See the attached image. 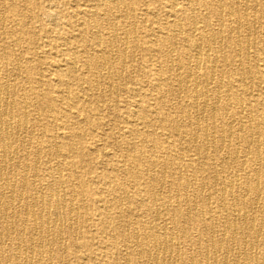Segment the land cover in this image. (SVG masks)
<instances>
[{"label": "bare ground", "instance_id": "bare-ground-1", "mask_svg": "<svg viewBox=\"0 0 264 264\" xmlns=\"http://www.w3.org/2000/svg\"><path fill=\"white\" fill-rule=\"evenodd\" d=\"M66 1L22 0L19 5L0 0V264H53V259L77 264L80 256L94 260L93 237L77 241L71 235L92 225L104 237L105 256L114 262L120 257L116 244L125 243L126 257L135 264H264V220L257 218L264 213V93L243 96L251 92L247 79L264 89V31L256 43L263 68L247 56L256 33L249 15L255 9L264 18V0H164L139 10L137 0H77L70 18L79 34L52 39L42 16L58 19L54 5ZM137 13L141 22L131 19ZM119 17L131 19L128 27ZM140 26L153 37L149 43L138 37ZM44 38L59 44L61 57L43 73L36 65L46 57L37 55ZM22 49L32 54L29 61ZM138 49L161 59L150 85L156 92L153 110L125 96L138 92L142 102L147 96L139 87L125 86L132 77L127 64ZM78 62L89 75L75 72ZM52 79L57 88L65 86L64 102L50 96ZM82 80L87 84L79 91L82 97L66 90ZM105 97L113 101L106 105L117 127L110 135L113 148L102 150L95 170L85 144L86 122H99L95 115L102 113ZM120 100L126 102V113L116 105ZM131 105L135 117L129 116ZM79 113L85 120L81 125L73 120ZM238 115L244 120L235 124ZM54 125L69 130L57 132ZM181 141L202 159L224 152L222 159L237 162L234 169L250 173L242 180L228 176L219 189L206 193V186L216 187L217 174L203 160L181 164L176 152ZM210 148L215 154L208 155ZM245 153L249 161H240ZM56 156L61 160L54 166L49 158ZM255 161L258 168L251 166ZM81 163L94 179L76 174ZM63 167L69 169L66 175ZM182 167L204 174L203 179L191 183ZM164 186L176 198L195 202V210L182 208L161 191ZM212 198L217 212L209 208ZM136 209L142 213L135 215ZM166 214L177 235L159 223ZM67 248L73 260L65 258ZM107 258L93 263L109 264Z\"/></svg>", "mask_w": 264, "mask_h": 264}, {"label": "rangeland", "instance_id": "rangeland-1", "mask_svg": "<svg viewBox=\"0 0 264 264\" xmlns=\"http://www.w3.org/2000/svg\"><path fill=\"white\" fill-rule=\"evenodd\" d=\"M178 1H179V3L184 2V0H178ZM16 2H17V4L22 5V0H16ZM37 2H38V0H37ZM163 2H164V0H160V2H157L155 0H141V1L137 0V1H134V5H135V8H137V10H139L142 8H146L145 3H150V4L152 3L153 5L154 4L158 5L157 3H161V5H163ZM78 3H79V1H77V0H75V1L70 0L68 2L66 1V2L55 3L54 8L58 13V14H56L58 16V19H56V17H53L52 19L47 20V17L42 16L43 17L42 19L44 20L46 27H49L52 30V32L50 33L52 35L51 36L52 39H56L57 36H59V37L60 36L61 37L62 36L63 37H73V36H77L79 34L78 26L75 25L74 22H71L72 19L70 18L72 16L73 10L76 9V4L78 5ZM45 6H46V4H45ZM202 13H203V11H202ZM140 16H141L140 13H137L136 18L135 19L131 18V19L133 21L141 22ZM249 16L251 19H253L255 21L256 33H254L250 37L253 43H252L251 47L248 49L247 56L251 60V62H253L260 69H262L263 68V66H262L263 61H262V58L258 57V53H260V51L258 50V47H256L257 46L256 43L259 42L258 35L260 34V32L263 34V31H264V18L261 17L258 12H255V9L254 10L252 9V13H250ZM131 19H127V20L124 19L123 20L122 17H119V18H117V21L120 22L121 25L128 27V22H131L130 21ZM78 20H80V19H78ZM9 21H11V20H9ZM55 21H56V23H55ZM70 23H71V27L69 26ZM151 27H154L153 31H157L156 30L157 29L156 24H153ZM145 29H146L145 26L138 27L137 34H138L139 38H142L143 40L145 39L144 41H146V43L147 42L149 43V41L153 37L150 35H147L148 36L147 37L146 33H145ZM52 39H46V38L42 39V41L44 42V45H42L37 50L38 56H42L43 53H45V56H46L45 58L39 59V61H38L39 63H37L38 65H36L38 71L43 72L44 69H47L50 62L57 61L61 57V52H60L61 47H58L59 44L56 45ZM253 39H254V41H253ZM6 40L11 41L12 38L7 37ZM140 43H142V42L140 41ZM14 48H15L16 53H20V51H17V49L19 50L20 47L14 46ZM22 48H24V47H22ZM22 54H23L24 59L27 61H29L32 57L31 53H28V52L24 51L23 49H22ZM259 63L261 65H259ZM127 65L128 66L126 67V69L131 74L132 77L128 81H126L125 86L132 87V88L139 87L142 90L144 95L147 93V96L143 100L144 103L142 102L140 95L139 96L137 95L138 92L137 93H129V94H126L125 96L136 97L135 99L137 101L141 102L142 107H147L148 109L153 110L154 101L156 98V92L150 88V85L153 82V79H152L154 77L153 72H157V69H159V67L161 66V59L156 58V53L154 51H150L148 54L143 55V52L140 49H138L134 53V59L131 62L129 61ZM81 68L82 67L80 66V63L78 62V68L75 71L78 75L79 74H83L86 76L89 75L88 72H84L83 69H81ZM146 71L151 72V73H149L150 77H147L145 75ZM174 72H176V71H174ZM165 76H166V74L164 75V77ZM42 79H45V78H42ZM64 79L68 80V78H64ZM83 81L84 80H82L80 83H77L74 81L71 84V87L67 86L66 90L73 91L75 93H79L81 96L82 93L79 92L80 89L81 88L85 89L87 86V84L84 83ZM11 82H12V80H11ZM50 83L52 86V91H51L50 96H52L55 99L57 98L58 101L64 102V100L61 99L60 96H62V92L65 90V88H64L65 86H61L60 88H57L56 87V85H57L56 79H54V80L52 79ZM246 84L251 88V92H250L251 94L250 93L244 94L243 96L245 99H251L252 97H256L257 94H259L258 98H261L259 96L264 93V89H261L259 91L257 89L256 85L250 79H247ZM64 93H65V91H64ZM143 94H142V96H144ZM130 97H127V98H130ZM121 99L123 100V99H125V97L123 96V97H121ZM111 103H113V101L108 99L107 97H105L104 102H103V106L101 108L102 113L95 115L96 119H98L97 117L101 118L99 120V122L97 120L95 121L96 123H94V124L86 122L87 124H86L85 144H86V149L89 152V155L95 158V160H94L95 161V163H94L95 164V170L100 168V166H101L100 162L104 156L102 154V150L103 151L105 149L110 150L113 148L112 142H111L112 138H110V135L113 131H116L117 125L115 124L111 114L110 115L108 114L109 112L107 110V105H106V104H111ZM59 104H63V103H59ZM124 104H126V102L124 103V101H121V100L117 101V103H116L118 108H119V106H120V108H122V111L125 108L123 106ZM129 105H130V103H129ZM65 106L66 105H63V107H65ZM133 107H135V106L131 105V107H129V116L134 115V117H135L136 113H134ZM66 108H67V106H66ZM62 109L64 110V108H62ZM234 109L235 108L233 106L230 108V110H234ZM126 111H123V112L126 113ZM31 113H32L33 117H34L33 114H36L34 111ZM261 114H262L261 117L264 118V111H262ZM92 115H93V113H92ZM74 119H75V122H77L80 125L84 123L83 122V120H84L83 114H80V113L76 114V116H74L73 120ZM240 120H244V118H242V115L237 116V118L235 119V124H237ZM54 126H56V128H57L56 129L57 132H61V133L65 132L66 133L69 130V128L67 126H64V129L62 126L61 127L58 125H54ZM65 127H66V129H65ZM123 129H124V127L122 128V130ZM164 133L165 134L163 136L166 138V141H168V137H167L168 135L166 134V131H164ZM178 144H180V145L176 149V152L178 154L182 155L181 164H184L185 166L187 164L192 165V163L195 164L198 161L203 160V161H206L210 165L211 169L216 172L217 178H218L217 182L215 181L216 187H214V189L213 188L211 189L208 186H206L207 188H204V191L206 193H212L215 190L219 189L222 180L228 176H234L235 178L242 180L245 176L249 175V173H250L249 170L238 171L237 169H234L237 162L233 159H227V160L222 159L224 152H216L217 155L219 156V158H216V159L215 158L214 159H208V158L202 159L203 157H197V155L194 153L195 151H193V147L190 146L189 144H185L184 141H181V143H178ZM207 153H208V155L209 154L210 155L215 154L213 149H211V148L207 150ZM158 154L162 155V153H158ZM86 157L89 158L88 155H86ZM86 157H85V159H87ZM262 157H264V154ZM198 158H200V159L198 160ZM49 159H50V163L52 165L56 166V163L59 160H61V157L56 156V157H51ZM239 159H240V161H243V160L249 161V157L247 156V154L246 155L241 154V157ZM241 159H243V160H241ZM252 163H253L251 165L252 167L258 168L260 165V163L258 161H255ZM224 165L227 168L224 167ZM75 172H76V174L82 176L83 178H86L87 180H90V179L92 180L95 178L94 177L95 175L90 174V172L87 171L85 165L82 163L79 164V166L75 168ZM67 173H69V169L66 170L63 167V174L66 175ZM181 174H183V176L187 177L191 181V183L200 181L201 179H203V176H204V174H202V173H195L189 169L187 170V168L184 169L183 167L181 170ZM125 177H126V179H129L128 176H125ZM73 182L75 183V180ZM161 191L164 194L171 196L173 198V200H178L182 208H190L192 210H195V208H196L195 202L192 201L193 203H187V202L183 201L182 199L176 198L175 197V194H176L175 191L168 188V186H164ZM187 192H188L189 197L193 198L192 195L194 194V192H193L192 188H189V190ZM239 193L240 192H237L238 195H239ZM140 197L145 198V196L142 194L140 195ZM262 201H264V198L262 199ZM123 203H125V202H123ZM98 205H101V202H98ZM209 208H210L211 212L219 211L220 208L218 207L217 202L215 201L214 198L210 199ZM139 213H142L141 210H139V209H136V211H134L135 215L139 214ZM94 214H95L94 212H91V214H89V215H90V217H95L96 215H94ZM96 218H97V216H96ZM257 218L258 219L261 218L260 220H264V213H260L257 216ZM158 221L162 226H166V228H170V231L173 232L175 235H177V231L174 228L172 229V224H171L169 214H166V216H164L163 218L158 219ZM71 235L73 238H76L77 241H80V239L85 235H87V236L90 235L91 237H93L94 252L96 254V259L86 260V259H82L83 256H80V258L81 257L82 258H81L80 262H78L77 264H94L93 261L98 262V261H102L105 258H107L105 256L106 252L108 251L107 247L101 241V238H104V237H102L103 236L102 234H99V232L97 231V227H95L94 225L90 226L89 231H87V230H74ZM176 237H178V236H176ZM62 241H63V246L65 247L66 238L64 237ZM7 244H8V240H6L4 245H7ZM132 245H131L132 249H135L136 245L134 243ZM116 246H117L118 254L120 255L119 260L117 262L116 261L114 262V260L111 261V259L107 258V260L109 261L108 262L109 264H135V263L130 261V258L126 257V254L129 252L128 251L129 247L127 244L118 243V244H116ZM234 246H236V245H234ZM180 248L181 249L184 248L182 243L180 244ZM259 250H260V248H257V249L254 248V251L256 253ZM78 253L80 255L81 254L88 255L82 249H79ZM21 255H24V254H21ZM64 255H65V258L73 260V257L69 253L68 248L65 249ZM135 259H137L138 261H142V262H148V263L150 262L149 259L146 258L145 256H138ZM231 262H232V260L229 261V263H231ZM52 263L58 264L56 259H53Z\"/></svg>", "mask_w": 264, "mask_h": 264}]
</instances>
